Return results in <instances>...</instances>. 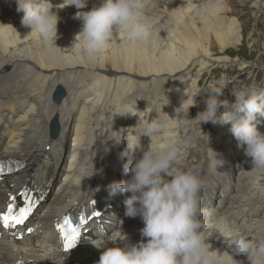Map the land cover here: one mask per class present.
I'll return each instance as SVG.
<instances>
[{"label":"bare ground","instance_id":"obj_1","mask_svg":"<svg viewBox=\"0 0 264 264\" xmlns=\"http://www.w3.org/2000/svg\"><path fill=\"white\" fill-rule=\"evenodd\" d=\"M137 2L60 0L51 6L48 0H0V154L22 160L24 174L39 168L52 175L64 156L69 159L57 179L62 190L47 201L56 208L43 209V233L54 236V219L81 207L86 193L103 182H116L123 170L137 167L125 186L130 196L124 213L105 236L64 254L44 239L8 241L0 244V264H264V124L254 139L238 132L254 131L264 105L242 113L235 109L237 99L225 102L221 95L210 102L200 92L209 71L224 68L227 49L240 43L236 11L224 0ZM14 6L19 12H12ZM58 87L65 95L55 104ZM52 118L59 127L54 138ZM208 126L217 132L206 155L210 168L239 169L225 222L215 216L224 209L212 206V197L200 206V194L190 197L193 174L178 178ZM144 127L150 139L140 156L130 154L132 128ZM244 204L248 211L260 205L263 220L244 219ZM193 207L191 234L157 250L162 222L172 223Z\"/></svg>","mask_w":264,"mask_h":264},{"label":"rangeland","instance_id":"obj_2","mask_svg":"<svg viewBox=\"0 0 264 264\" xmlns=\"http://www.w3.org/2000/svg\"><path fill=\"white\" fill-rule=\"evenodd\" d=\"M143 0H138L137 3L142 2ZM163 4L165 5L168 3L167 1L173 0H163ZM227 2L232 8L236 11L233 15L237 20V23L240 28V43L234 47H230L226 51V55L228 57V63L224 68H213L209 72L210 74L207 75L204 81L200 85V92H207L206 99L210 102H215V99H218L219 96L223 95V100L228 102L232 100V96L234 95V99L242 100L244 99V103L240 108H238V103L236 102V110L242 111V113H246L247 111H258L259 106L264 105V0H224ZM256 3V6H254ZM173 5V3H171ZM168 6V5H167ZM169 7V6H168ZM242 29V30H241ZM230 85V86H229ZM212 87L213 90H212ZM228 87H231L230 91ZM223 88H226L222 91ZM212 90V91H211ZM56 90H54L53 94ZM246 91V93H244ZM205 92V93H206ZM223 92H225L223 94ZM228 97V99H226ZM255 97V98H254ZM254 98L256 101V105L252 106L250 100ZM233 99V100H234ZM219 100V99H218ZM54 102V101H53ZM55 103V102H54ZM61 103V102H60ZM57 104V103H55ZM234 104V105H235ZM172 103L169 104V107L172 108ZM218 106L225 105V103L218 102ZM247 107V108H246ZM254 107V108H253ZM244 108L245 110H241ZM218 110H214L216 113ZM196 114V110H193L191 113L192 117ZM202 115V114H201ZM244 114H241L242 120L239 121L240 124L243 123L245 118H243ZM54 119V118H52ZM264 124V119L258 123V125L254 128L252 132H245V131H238L240 134H243L247 139H254L260 129H262V125ZM244 129V128H243ZM246 130V129H244ZM258 130V131H257ZM6 132V131H5ZM193 133V132H192ZM195 133L198 131L194 130ZM247 136V137H246ZM72 137L73 134L70 136V140L67 143L66 151L69 152L72 146ZM203 137V138H202ZM202 137L198 140V144L202 139H206L208 135L206 132L202 134ZM212 144V142L210 143ZM206 144L205 147L215 148V144L210 145ZM246 145V146H245ZM245 148L249 146L248 143L244 144ZM205 147H202L203 149ZM205 148V149H207ZM245 151V150H243ZM241 152V151H240ZM241 152L240 154H242ZM189 159L186 162L188 164L183 171L182 177H186L189 173L194 175V178L197 180L196 187L201 186L204 181L200 177L204 176H211L213 173L217 174L218 177L222 180L223 174H225L220 169H212L208 168L209 162L206 156L199 155L198 153H189ZM69 159L68 157L64 156V159L56 165V169L53 171L57 172V179L62 177V174L65 172L66 168L68 167ZM63 164V165H62ZM209 170V171H208ZM239 169H231L229 173L233 176L232 179L234 180V184L238 181V174ZM62 171V172H61ZM120 175V174H119ZM227 177L231 178L230 174L227 173ZM182 180V178H180ZM58 183V181H57ZM233 184V185H234ZM119 185V184H118ZM214 189H217L216 196L220 199V186L209 188L210 193L212 194V206L213 201L215 199ZM231 194L233 195L235 192L233 191L235 187L231 188ZM59 191V190H58ZM57 191V192H58ZM54 192V189L52 193ZM86 196L84 197V199ZM127 200V198H126ZM85 201V200H84ZM79 205H83L81 201ZM127 206V203L123 206V209ZM120 210V208H119ZM121 215V214H120ZM119 215V216H120ZM263 228V227H262Z\"/></svg>","mask_w":264,"mask_h":264},{"label":"water","instance_id":"obj_3","mask_svg":"<svg viewBox=\"0 0 264 264\" xmlns=\"http://www.w3.org/2000/svg\"><path fill=\"white\" fill-rule=\"evenodd\" d=\"M64 94L65 93H64L63 89L58 87L57 90L55 91V93L53 94V97H52L53 101L55 103L59 104L61 102ZM55 123H56V120L52 121V128L51 129L55 128V126H56Z\"/></svg>","mask_w":264,"mask_h":264}]
</instances>
